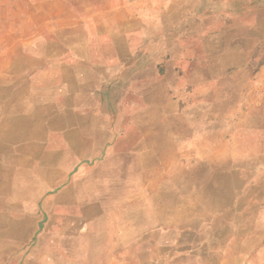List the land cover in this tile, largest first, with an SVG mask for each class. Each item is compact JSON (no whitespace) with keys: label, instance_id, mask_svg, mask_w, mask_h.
<instances>
[{"label":"rangeland","instance_id":"1","mask_svg":"<svg viewBox=\"0 0 264 264\" xmlns=\"http://www.w3.org/2000/svg\"><path fill=\"white\" fill-rule=\"evenodd\" d=\"M63 1L47 7L59 18L47 30L94 37L84 55L94 59V81H77L78 100L56 97L51 112L56 127L76 129L78 167L95 169L96 182L64 211L32 215L13 249L9 191L0 194V264H136L139 253H166L122 239L130 231L120 226L135 221L124 204L141 197L145 212L153 199L165 219L208 230L207 252L249 253L264 264V0ZM2 73L0 96L54 98L44 82ZM112 147L124 175L117 193L104 164Z\"/></svg>","mask_w":264,"mask_h":264},{"label":"crops","instance_id":"2","mask_svg":"<svg viewBox=\"0 0 264 264\" xmlns=\"http://www.w3.org/2000/svg\"><path fill=\"white\" fill-rule=\"evenodd\" d=\"M63 2L0 0V78L6 71L8 76L10 74V81L44 82L45 92L54 97L49 100L46 96L42 99L38 96L37 100L28 102L27 99L26 102V91L15 92L10 97L0 96V101L6 102L0 108V194L9 191L10 249L21 244L15 238H25L32 215L38 211L42 215L64 211L74 205L75 199L90 197L96 182L93 176L95 169L89 174L83 173V167H78L79 159L73 152L78 149L76 129L68 127L64 131L56 127L55 117L59 116L51 112L55 108L56 97L65 101L78 100L77 81H94L93 67H88L94 59L92 57L89 61L88 57H84L85 53L93 52L94 37L86 42L80 41L81 36L74 31L47 30L48 23L52 25L59 19L49 18L52 15L48 14L47 7L62 5ZM32 22L38 23L35 29H32ZM32 72H35L34 76H31ZM80 72H86V77L80 76ZM46 81L55 82H50L47 89ZM60 81H65V89ZM64 136L68 141H63ZM87 147L81 149H89ZM115 147L108 149L104 157V164L109 166L106 172L112 180L108 185L110 193H117L115 181L124 176L115 152L118 148ZM38 149L49 152L35 159L31 151ZM90 150L94 151L92 144ZM51 197L53 201L46 200ZM154 204L158 207L152 199L150 211L146 212L142 197L138 202H130L129 206L124 204L127 210L133 208L135 211V221L120 226L119 229L126 228L130 233L125 237L120 235L119 240L121 236L123 240L133 239V244L140 247L145 240L150 247L156 245L166 250V253H139L135 256V261L138 260L136 264H254V255L249 253L207 252L204 248L211 244L208 230L204 233L195 228L199 225L180 224L174 216L165 219L155 210ZM39 223L36 224L37 229H41ZM64 228L61 224L54 231L61 234ZM194 236L200 237L196 241ZM233 243L230 239V244ZM214 244L222 246L216 238Z\"/></svg>","mask_w":264,"mask_h":264}]
</instances>
